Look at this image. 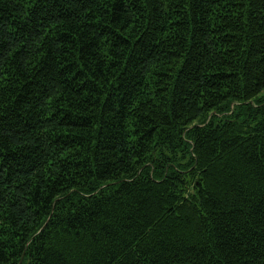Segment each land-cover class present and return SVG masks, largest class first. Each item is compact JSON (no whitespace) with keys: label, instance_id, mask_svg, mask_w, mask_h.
Listing matches in <instances>:
<instances>
[{"label":"trees","instance_id":"trees-1","mask_svg":"<svg viewBox=\"0 0 264 264\" xmlns=\"http://www.w3.org/2000/svg\"><path fill=\"white\" fill-rule=\"evenodd\" d=\"M0 264H264V0H0Z\"/></svg>","mask_w":264,"mask_h":264}]
</instances>
